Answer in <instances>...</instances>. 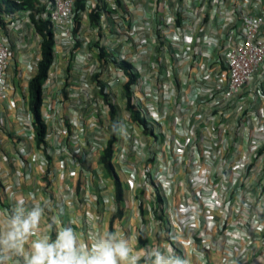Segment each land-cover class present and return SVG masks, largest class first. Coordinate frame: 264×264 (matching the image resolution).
I'll return each mask as SVG.
<instances>
[{
  "label": "crops",
  "instance_id": "obj_1",
  "mask_svg": "<svg viewBox=\"0 0 264 264\" xmlns=\"http://www.w3.org/2000/svg\"><path fill=\"white\" fill-rule=\"evenodd\" d=\"M117 4L126 12V22L120 21L119 12L114 9L98 7V24L90 20L91 12H83L75 30L76 42L80 43L75 49L78 56L72 61V45L61 37L55 40L54 59L42 86L41 113L47 123L44 146L35 139L28 93L29 80L35 75L40 58L39 35L27 21L25 10L0 8V40L9 47L5 70L8 95L5 100L0 99V214L7 216L19 199L27 201L29 206L43 207L41 229L34 239L44 235L52 239L50 220L58 230L72 227L82 241L94 232H105L108 223L103 222L98 228L94 202L88 207L67 202L65 193L74 192L79 174L71 177L61 170L59 155L67 143V133L60 122L62 115L70 117L71 111L62 110L56 101L60 97L58 90L69 81L66 67L72 66L69 75L73 87L85 83L92 66L108 62L106 56L95 57L96 53L102 47H110L135 69L132 102L148 122V128L162 133L153 136L159 144L157 156L148 168L154 184H147L146 189L154 196L157 191L164 196V221L178 247L165 240L161 223L156 227L159 239L153 247L155 252L182 257L187 264H264V252L256 247L258 241H251L253 246L243 242L238 253L230 254L229 250L232 233L247 229L241 219H237L236 225L231 220L239 193L237 184L246 177L253 192H249L248 199L244 198L241 210L250 213L249 219L257 215L258 223L250 224L253 236L260 235L264 229V195L254 182L264 179L263 160L251 159L252 151L257 148L253 141L245 145L247 137L258 129L254 125L250 130L246 126L239 129L235 122L237 111L246 107H251L249 124L256 122L253 116L264 117V99L249 92L254 87L264 94V70L256 73L254 80L241 87L230 101L222 98L226 50L238 39L242 15L256 12L264 6V0H117ZM15 34L23 36L20 45L13 43ZM122 72L128 78L123 69ZM79 87L77 95L87 96L85 86ZM72 93L69 91V99ZM239 96L247 103L237 102ZM258 122L259 129H264V121ZM77 128L76 125L74 135L79 132ZM77 140L78 146L73 144V139L70 146L86 150ZM147 140L151 141V137ZM135 146H139L136 138L123 145L126 159ZM177 148L183 151L180 155L173 151ZM251 164L254 165L248 176L243 175L241 167ZM130 172L134 179L135 172ZM214 175L220 182L206 184ZM211 194L229 201V210L215 205ZM130 199L136 211L140 200L129 191L125 200ZM48 212H53L55 218ZM125 216L116 224L119 237L124 229L135 224L126 221ZM224 220L223 231L219 233ZM151 249L133 252L144 257Z\"/></svg>",
  "mask_w": 264,
  "mask_h": 264
},
{
  "label": "rangeland",
  "instance_id": "obj_2",
  "mask_svg": "<svg viewBox=\"0 0 264 264\" xmlns=\"http://www.w3.org/2000/svg\"><path fill=\"white\" fill-rule=\"evenodd\" d=\"M3 6L6 5L3 4ZM13 9L14 7H12L11 10ZM21 9L25 10L26 8L23 7L17 10L20 11ZM82 15L83 11L81 13V16ZM126 17V12H124V16L120 18V21L126 22ZM30 24L34 28L31 20ZM15 36L16 39H12L13 43L16 45H20L23 40V36H19L16 34ZM40 40L41 38L39 37V44ZM79 44L80 43L77 41L72 45L74 51L71 50L70 52V61H72L71 59H73L74 56H78L75 49ZM101 50H103L102 52L104 54V59L106 57L108 58V62H104L103 64H100V62H98L95 67L92 66L88 81H86L85 83L80 82L81 87L85 86L84 90L87 91V96L82 97L80 95L79 97L77 95L78 91L76 92V88H80V85L73 87L72 82H70L72 78L69 75V70H72V66L70 67V64L66 67L67 70L65 71L68 76H66V79H69V81L67 82L65 80V82L67 83L63 87L61 86L62 88L58 90L60 97L56 102L59 104V107L62 108V110L64 108H69L72 112H70V117L67 116V118L62 115V121L60 122L63 129H65V133H67V143L65 145V148H62L63 152L59 155L60 162L62 163L61 170L66 171V173L71 177L79 174V178L76 180L77 186L74 189V192L70 190L65 193L67 202L75 203L78 205L81 204V206L86 207H88L89 203L94 202L97 205L98 228L103 222L108 223V226L105 229L104 233H116V224L119 223L123 214H126L125 220L130 223L133 222L135 224L130 225V228L124 229L123 233L119 234L120 237L130 238L133 251H138L139 249L144 251L145 249L150 250L152 248L149 252L155 253L153 247H155V242L159 239L156 230L157 226L161 225L162 223L165 240L170 241L169 237H173V235L170 234L169 228H167V223H165L164 221L166 219L163 216V208L161 207V209H159L156 202V196H154L153 192L151 193L146 189L148 187L147 184H154V180L152 178H149L151 176V172L148 168L149 165L153 164L154 157L157 156L155 151L158 150L157 145L159 144L157 143L155 138L153 139V136H155V133H157V135L159 136H162V133H160L159 131L154 133L149 128L145 130L139 122L133 121L131 119L130 112L126 109L127 101L125 98V94L123 95V84L128 80V78L123 75L122 69L119 65V62L122 59H120L117 53L110 49V47H102ZM97 56L98 53H96L95 57ZM103 90L109 95V99L112 100V102L117 107L115 119L118 121V130L116 135L117 140L114 144L112 161H115L114 164L116 166L117 173L120 176L124 187L123 200L120 203H118L115 199V187L114 183L111 182L113 180L100 161V155L106 145V139L110 136L109 125L111 123L109 106L105 101ZM69 91L75 93L70 94L73 96L72 99H69L68 97ZM237 102L243 104L247 103L244 100L243 96H239ZM67 104H70V106L67 107ZM250 110L251 107H246L237 111L238 116L235 121L237 124L236 128L239 127L240 129L246 126L250 130L254 125L258 129L254 134H250L247 137L245 145L247 147V145H249V142L253 141L257 146V148H255L251 153V159L260 160L262 158L261 160L263 161L261 162V166L264 176V149L262 150V152L259 151V149L264 147V129H259L261 125L258 122V120L260 122L264 121V117L253 116L252 118H255L256 122H254V124L250 123L252 124L250 125V118L248 114ZM75 112H77L76 116H74ZM76 125L79 132H75L74 135L73 130L76 129ZM71 136H73V138H71ZM148 136L151 137V141L147 140ZM132 137L136 138L137 143H139V148L135 146L134 149L131 148L129 150L130 153L128 155V160L125 157V155L127 156V154L123 149V145L126 144L128 140L133 139ZM77 138L82 142V145L86 146V150H83L81 147L74 148L70 146L69 141L71 139H73V144L78 146L79 141L77 140ZM131 152L134 153L132 154ZM95 153L96 155H94ZM253 165L254 164H251L250 166L243 165L241 167L242 174L244 175L246 173L245 175L248 176ZM130 171L135 172L134 174H136V176L134 179L131 178L132 176L130 177V175L133 174ZM262 180L263 178L261 177L254 182L257 183V188L262 187L263 191L264 181ZM251 184L252 183L249 182V177L242 179V181L237 184L239 190V193H237V195L240 194L244 187L247 188L248 185ZM129 191H131V193H136V199L140 200L138 208H135L136 211L134 210L133 199L127 201L125 200V195ZM251 192H253V190H251ZM244 197L248 196L240 195V198ZM243 203L244 202H241V204ZM239 204V212H231V220H233L234 224L236 225L238 221L237 219H241L240 221L243 222L245 224L244 227L247 228L245 232H242L250 236L252 238V242L258 241V246L256 247H258L261 252H264V229L260 232V235L253 236V234L251 233L252 229H250L251 222L248 218L250 213L241 210L242 206ZM55 213L57 214V212ZM47 214L51 215L52 218L54 217L53 212H48ZM108 214L110 216H107ZM103 215L107 216V221H105ZM49 224L51 226L52 239H55L58 229L56 228V225H54L52 220H50ZM262 226L264 227V225ZM239 232L232 233L230 245H232L234 237L237 236L236 234H239ZM256 237L258 238V240H256ZM251 246H253L252 243ZM141 264H143L142 260Z\"/></svg>",
  "mask_w": 264,
  "mask_h": 264
},
{
  "label": "built area",
  "instance_id": "obj_3",
  "mask_svg": "<svg viewBox=\"0 0 264 264\" xmlns=\"http://www.w3.org/2000/svg\"><path fill=\"white\" fill-rule=\"evenodd\" d=\"M14 2L18 5H23L26 11L27 21L30 22V12L32 10L27 8L23 0H6ZM75 2L76 0H34V9L40 8L39 17L43 21H48L53 29L54 43L58 37H61L62 41L66 44L73 45L76 42V21H75ZM5 1L0 0V8L5 7ZM98 7L103 9H114L119 12V17L124 16V13L120 10L117 0H85L83 12H92L97 10ZM13 16V12H9ZM62 35V36H61ZM9 61V47L0 40V99L5 100L8 95V84L5 79V70ZM225 85L222 87V98L225 101H230L234 95L240 90L241 87L250 84L256 73L264 70V6L258 8V10L252 14L242 15V29L238 33V39L235 43L228 46L225 54ZM217 88H219L217 86ZM249 92L257 93L264 99V94L258 88H251ZM216 127L211 126V131L214 132ZM175 154L180 155L183 151L180 148L173 149ZM255 156V154H254ZM222 166V164H220ZM133 176V174H131ZM264 181V179L262 180ZM220 180L217 175L211 176L205 181L206 184H218ZM249 188H243V190L236 196L235 209L232 211L238 213L239 205L243 202L242 196H248ZM264 191V190H263ZM262 187L260 188V194L264 195ZM211 201L223 209L228 211L230 208V202L220 199L218 196L211 194ZM239 202V203H238ZM252 224L258 223L257 215H252L250 219ZM225 220L221 223L219 233L222 232ZM244 225V224H243ZM230 245V254L238 253L241 249V243H251L252 238L245 233L239 232L236 234ZM226 257H223V261H226Z\"/></svg>",
  "mask_w": 264,
  "mask_h": 264
},
{
  "label": "clouds",
  "instance_id": "obj_4",
  "mask_svg": "<svg viewBox=\"0 0 264 264\" xmlns=\"http://www.w3.org/2000/svg\"><path fill=\"white\" fill-rule=\"evenodd\" d=\"M44 208L15 202L7 216L0 214V264H187L182 257L166 256L157 250L141 257L134 253L130 238L114 232H94L81 240L72 227H63L55 239L40 232Z\"/></svg>",
  "mask_w": 264,
  "mask_h": 264
},
{
  "label": "trees",
  "instance_id": "obj_5",
  "mask_svg": "<svg viewBox=\"0 0 264 264\" xmlns=\"http://www.w3.org/2000/svg\"><path fill=\"white\" fill-rule=\"evenodd\" d=\"M5 1V5L7 9L11 10L14 8H23V5H18L14 2ZM24 4L27 5V8L32 10L30 12V20L35 28L36 33L41 38L40 40V58L37 62V70L35 75L29 80L28 83V93L30 100V110L33 116V127L35 130V139L38 145H45V136L47 133V125L43 119L41 113L42 106V86L45 80L48 77L50 66L53 62V46H54V38H53V29L51 24L48 21H43L39 17L40 8L34 9V0H23ZM85 0H76L75 2V21L78 24L80 20V16L82 11L84 10ZM99 10V9H98ZM90 20L94 24H98L99 22V14L96 10L92 11L89 14ZM76 24V25H77ZM100 50L98 56L100 59L104 58V54ZM120 67L124 70L125 74L128 76V80L123 84V90L125 94V98L127 101L126 109L130 112L131 119L133 121H137L141 124L143 129H148V122L141 115V111L137 108V106L132 102V84L135 82L136 71L133 66L125 61L121 60L119 62ZM104 92V90H103ZM105 101L109 106V114L111 116V123L109 125L110 136L106 142L105 147L102 150L100 155V161L104 165L105 169L109 173L111 179L113 180L115 187V199L118 203L123 200L124 195V187L121 181L120 176L117 173L116 166L112 161V156L114 152V144L117 140V130H118V121L115 119L117 107L109 99V95L104 92ZM150 129V128H149ZM264 149H259L260 152ZM156 202L158 204L159 209H161L162 205L165 202L164 196L157 191L156 193ZM113 218V217H112ZM170 243L173 246H177L175 240L169 237Z\"/></svg>",
  "mask_w": 264,
  "mask_h": 264
}]
</instances>
